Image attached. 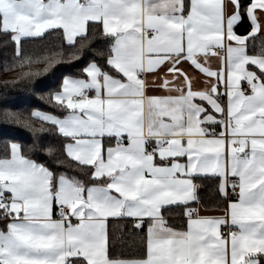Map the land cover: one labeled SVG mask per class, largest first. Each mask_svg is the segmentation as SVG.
I'll use <instances>...</instances> for the list:
<instances>
[{
    "label": "snow or ice",
    "instance_id": "snow-or-ice-1",
    "mask_svg": "<svg viewBox=\"0 0 264 264\" xmlns=\"http://www.w3.org/2000/svg\"><path fill=\"white\" fill-rule=\"evenodd\" d=\"M4 76L0 264H264V0H0Z\"/></svg>",
    "mask_w": 264,
    "mask_h": 264
},
{
    "label": "trees",
    "instance_id": "trees-1",
    "mask_svg": "<svg viewBox=\"0 0 264 264\" xmlns=\"http://www.w3.org/2000/svg\"><path fill=\"white\" fill-rule=\"evenodd\" d=\"M103 42V38L101 37L97 43H101L102 44ZM5 79H8V77L4 76V77H0V91L3 90V81ZM34 86L33 85H21L15 89L13 88H9L8 89V96L12 99H15L17 97H21V96H27V97H30L32 102L37 105V106H40L42 108H47V104L42 101L41 99H39L37 96L33 95L32 94V91L31 89L33 88ZM23 131V130H21ZM25 135H30L29 133H25Z\"/></svg>",
    "mask_w": 264,
    "mask_h": 264
},
{
    "label": "crops",
    "instance_id": "crops-1",
    "mask_svg": "<svg viewBox=\"0 0 264 264\" xmlns=\"http://www.w3.org/2000/svg\"><path fill=\"white\" fill-rule=\"evenodd\" d=\"M242 31V30H241Z\"/></svg>",
    "mask_w": 264,
    "mask_h": 264
}]
</instances>
